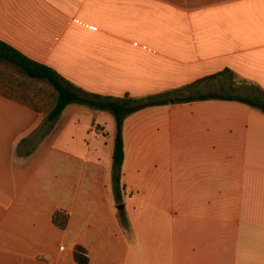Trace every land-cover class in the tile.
<instances>
[{
	"label": "crops",
	"instance_id": "1",
	"mask_svg": "<svg viewBox=\"0 0 264 264\" xmlns=\"http://www.w3.org/2000/svg\"><path fill=\"white\" fill-rule=\"evenodd\" d=\"M0 41L102 96L227 69L197 93L264 97V0H0ZM86 113L47 123L0 95V264H77L76 246L87 264H264L263 112L208 98L126 116L119 210L115 127Z\"/></svg>",
	"mask_w": 264,
	"mask_h": 264
},
{
	"label": "trees",
	"instance_id": "2",
	"mask_svg": "<svg viewBox=\"0 0 264 264\" xmlns=\"http://www.w3.org/2000/svg\"><path fill=\"white\" fill-rule=\"evenodd\" d=\"M0 62L13 65L22 75L30 80L45 81L51 86V94H49L46 99L40 100L27 95L23 89L20 90L15 86H9L7 83H3L0 80L1 96L11 99L36 112L43 113L47 123H53L62 110L69 104L88 106L94 110L107 111L112 114L115 122V133L111 155L110 180L117 204L121 203V197L124 192V185L122 184V122L126 116L150 106L189 103L208 98L237 100L264 113V101L259 98L197 93L198 86L204 80L212 79L227 73L229 72L227 69L184 86L155 94L141 97H131L126 94L122 97H113L94 94L75 86L56 73L52 68L30 60L2 41H0ZM258 92L264 95L263 90L258 89ZM119 216L122 224L126 225V220L122 211L119 213ZM67 218L68 215L65 212L56 211L52 215V222L57 227L63 229L66 226ZM73 259L77 264H87L85 251L79 246H76L73 250Z\"/></svg>",
	"mask_w": 264,
	"mask_h": 264
},
{
	"label": "rangeland",
	"instance_id": "3",
	"mask_svg": "<svg viewBox=\"0 0 264 264\" xmlns=\"http://www.w3.org/2000/svg\"><path fill=\"white\" fill-rule=\"evenodd\" d=\"M0 80L3 83H7L9 86H15L20 90L23 89L27 95L40 100L46 99L52 92V88L47 82L30 80L22 75L13 65L6 62H0ZM85 107H87L88 111L91 113H86V116H89L92 121L102 122L104 129L112 132V126L115 127V122L111 113L102 110H94L88 106ZM121 206L122 205L119 204L117 210H119Z\"/></svg>",
	"mask_w": 264,
	"mask_h": 264
}]
</instances>
